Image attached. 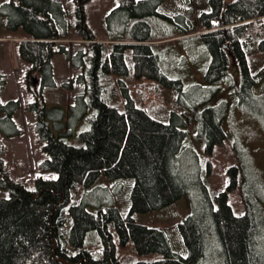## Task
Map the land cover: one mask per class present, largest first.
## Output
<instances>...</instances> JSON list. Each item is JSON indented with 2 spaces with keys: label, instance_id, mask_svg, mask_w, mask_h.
Returning a JSON list of instances; mask_svg holds the SVG:
<instances>
[{
  "label": "trees",
  "instance_id": "16d2710c",
  "mask_svg": "<svg viewBox=\"0 0 264 264\" xmlns=\"http://www.w3.org/2000/svg\"><path fill=\"white\" fill-rule=\"evenodd\" d=\"M166 1L119 0L106 18L108 40L102 43L80 6L76 24L87 31L75 34L87 45L74 57L64 47L54 48L70 34L60 0L3 2L0 11L9 29L25 33L19 55L40 74V92L57 86V54L83 70L75 83L84 91L75 97L67 123L65 109H48L42 95L30 104L35 134L45 143L40 170L56 177L35 178L34 190L12 179L6 168L9 150L3 137L22 135L15 119L21 104L4 103L0 95V188L9 193L0 198V264H207L212 257L221 264H264L262 190L248 163L247 171L240 165L229 169L226 188L209 182L215 161L241 152L224 125L232 111L241 109L264 122V68L256 72L250 62L254 36H264V0H208L210 7L200 11L197 21L179 14L180 31L170 32V27L157 35L153 21L167 18L160 13ZM197 26L202 33L193 35ZM176 38L205 43L213 58L205 81H225L230 101L215 102L224 93L221 86L186 90L181 79L167 76L161 66L165 52L158 50L172 47L167 41ZM232 60L239 77L231 74ZM130 75L145 80L135 94L126 81ZM0 82L5 85L1 75ZM78 133L80 145L75 146L70 138ZM188 157L193 170L185 162ZM101 179L105 182L95 190L104 192L108 204L91 211L86 189ZM132 179L131 212L125 218L117 199L122 182ZM194 183L202 194L177 226L183 247L178 253L165 230L139 224L131 214L164 210L190 193ZM92 231L102 241L101 251L86 248Z\"/></svg>",
  "mask_w": 264,
  "mask_h": 264
},
{
  "label": "rangeland",
  "instance_id": "374dc122",
  "mask_svg": "<svg viewBox=\"0 0 264 264\" xmlns=\"http://www.w3.org/2000/svg\"><path fill=\"white\" fill-rule=\"evenodd\" d=\"M4 1L2 0L0 2V7ZM60 1L67 13V19L70 23V34L67 39L56 42L57 44L54 47L56 50L64 47L66 50H69L72 57L80 51L86 52L87 44L77 36L78 33L81 34L87 31L84 26L78 27L76 24L81 20L77 12L80 6H84L86 22L89 24L88 26L97 41L102 43L108 40L105 31V21L107 16L119 7V0H89L86 2L84 0ZM209 7L208 0H167L162 6L160 13L164 14L168 19L165 17H157L154 19V31H156L157 35L167 32V28L169 29L170 27H172L169 29L170 32L180 31L179 25H176L177 21L175 17L177 15L185 14L190 20L197 21L201 13L200 11H204ZM75 30L78 31L77 34H75ZM262 30L264 31V26ZM201 33L202 27L197 26L193 35ZM112 36L114 38L118 37L116 32ZM24 37L25 33L22 29H9L6 17L0 11V75L5 81V85H2L0 82V95L4 103L11 100L20 102L21 109L17 112L15 119L22 130V135L18 138L3 137V141L9 150L5 158V164L12 179L22 183L29 190H34L35 178L39 176L56 177L52 173H44L40 170V164L46 158L43 151L45 143L41 142L35 134L34 124L36 122V116L29 112L28 108L31 103L37 99H41L42 95L48 109L54 107H62L65 109L66 119L64 122L67 123L71 114L70 107L74 104L75 97L84 91L83 85H77L75 83L78 77L83 74V70L75 69L71 60L66 55L57 54L53 59L57 86L55 88L43 89L40 92V97L37 98L30 87V78L36 76L40 79V74L31 72L32 67L25 63L19 55V44L25 40ZM177 40L179 38L169 39L167 42H173L174 45L172 47H162L158 50L165 52L161 66L167 76L172 79H181L186 90L193 89L197 86L205 88L221 86L224 89V93L217 95L218 97L216 96L217 99L215 102L218 99L221 101H230V92L225 81L219 84H209L205 81L204 76L213 61L212 54L205 43L200 39L184 42ZM262 42H264V36L260 34L254 36L255 46L250 62H253L255 66L253 70L256 72L264 68V48L261 47ZM127 60L131 67L132 60L130 55L127 56ZM232 68L231 74L234 77L241 76V73L236 71L237 68H235L234 60H232ZM261 76H264V73ZM126 81L129 84L131 92L135 94L140 84L145 80L141 81L130 75L126 77ZM64 84H67L68 87L65 88L63 86ZM258 87H261V85ZM167 97L171 102V94L167 93ZM171 109H174L173 104H171ZM228 117L225 119L224 125L229 134V139L231 138L238 142L241 152L236 157L235 155L232 157L220 156L221 158L215 161L216 174L209 182H213V185H217L218 183L222 189L226 188V176H229V169L235 165H240L247 171L248 163L252 177L262 190L261 201L264 204V122L261 121L262 119L256 120L241 109H234ZM78 138L79 133L75 137L70 138L71 143L79 146ZM229 139L227 142H230ZM192 161L191 157H188L185 161L191 166V170H193L191 165ZM191 173V177L194 179L198 178L197 173H194V176L192 171ZM102 182H105V179H101L94 188L86 189L90 192L87 198L90 202L88 208L91 211H97L99 206L108 204L104 192L95 190V187L102 185ZM122 183L124 187L119 195L120 197L117 199V203L123 216L127 218L131 212L130 194L134 180H125ZM128 184L131 186L129 187ZM199 193H201L200 186L194 183L190 193L186 194L181 200L170 207L161 211L145 214H131L132 218L139 224L165 230L171 239L174 251L181 253L183 247L179 239L177 226L191 211L193 204L198 202ZM8 197V191H2L0 188V198ZM232 198L234 201H239V197L236 195ZM111 231L118 241V234L115 228L112 227ZM85 245L87 249L94 252L101 251L102 241L96 231L88 234ZM153 257L155 260H158L162 256L158 255ZM207 264H221V262L217 258L212 257Z\"/></svg>",
  "mask_w": 264,
  "mask_h": 264
},
{
  "label": "water",
  "instance_id": "95a60500",
  "mask_svg": "<svg viewBox=\"0 0 264 264\" xmlns=\"http://www.w3.org/2000/svg\"><path fill=\"white\" fill-rule=\"evenodd\" d=\"M229 48V46H228ZM39 86H40V79L38 77H31L30 78V87L32 88V90L34 91L35 93V96L37 98L40 97V89H39Z\"/></svg>",
  "mask_w": 264,
  "mask_h": 264
}]
</instances>
